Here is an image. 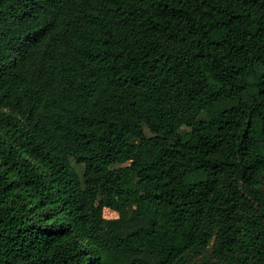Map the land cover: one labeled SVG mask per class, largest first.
<instances>
[{"label":"trees","instance_id":"trees-1","mask_svg":"<svg viewBox=\"0 0 264 264\" xmlns=\"http://www.w3.org/2000/svg\"><path fill=\"white\" fill-rule=\"evenodd\" d=\"M0 264H264V0H0Z\"/></svg>","mask_w":264,"mask_h":264},{"label":"rangeland","instance_id":"rangeland-1","mask_svg":"<svg viewBox=\"0 0 264 264\" xmlns=\"http://www.w3.org/2000/svg\"><path fill=\"white\" fill-rule=\"evenodd\" d=\"M209 46V42L206 38H200L196 41L190 42L186 45L185 50L178 55V63L181 66L192 67L198 62V52L206 49ZM77 171H80V167H76ZM105 218L112 219L117 217V213L105 209L103 212Z\"/></svg>","mask_w":264,"mask_h":264}]
</instances>
